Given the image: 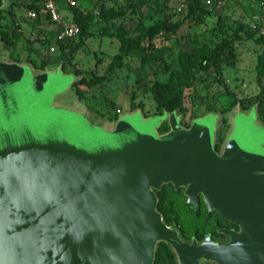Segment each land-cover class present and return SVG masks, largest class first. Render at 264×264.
Returning a JSON list of instances; mask_svg holds the SVG:
<instances>
[{"label":"water","instance_id":"obj_1","mask_svg":"<svg viewBox=\"0 0 264 264\" xmlns=\"http://www.w3.org/2000/svg\"><path fill=\"white\" fill-rule=\"evenodd\" d=\"M81 77L0 58V264H154L160 242L176 264H264V131L237 114L217 151L211 115L90 124L54 104ZM164 184L239 232L185 242L157 210Z\"/></svg>","mask_w":264,"mask_h":264},{"label":"rangeland","instance_id":"obj_2","mask_svg":"<svg viewBox=\"0 0 264 264\" xmlns=\"http://www.w3.org/2000/svg\"><path fill=\"white\" fill-rule=\"evenodd\" d=\"M18 1L3 0L5 13L1 25L8 30L19 25L23 41L14 52L3 44L0 58L32 62L36 67L44 63L46 69L59 67L62 59L66 62L65 74L80 71L94 81L92 85L70 86L54 99V104L89 115L90 124L111 127L121 115L134 112L145 117L159 115L152 87L155 82L170 80L168 65L179 73L173 78L174 91L169 103L179 112L167 114L175 113L184 128L200 117L211 115L216 123L214 139L219 150L237 114L248 116L264 131V43L257 33L262 22L259 5L264 0H213L211 4L205 0H192L190 4L186 0H76L78 7L95 17V24L83 45L63 55L57 49L50 53L41 44L44 31H56V26L46 20L43 25L37 24ZM11 2L14 6L7 10ZM101 7L125 13L102 22L98 15ZM63 14L69 15V11ZM156 25L164 29L154 31L152 39L142 43L149 46L143 60L127 56L121 68L108 69L120 47L116 37L118 27L127 36L138 37L142 28ZM224 40L231 41L233 51L224 49L219 73L213 67L202 69L199 64L184 61L189 54L193 57L213 51L220 54L218 46ZM76 45L77 42L73 46ZM163 125L168 127L166 132L159 131ZM161 127L158 133H167L168 120ZM163 186L160 212L168 225L179 227L186 237L209 235L218 226L227 225L216 213L206 212L202 201L196 207L189 204L183 189ZM166 260L159 249L156 264H166Z\"/></svg>","mask_w":264,"mask_h":264},{"label":"trees","instance_id":"obj_3","mask_svg":"<svg viewBox=\"0 0 264 264\" xmlns=\"http://www.w3.org/2000/svg\"><path fill=\"white\" fill-rule=\"evenodd\" d=\"M191 1L192 0H186L188 4H190ZM13 6H14L13 3H10L7 10H11ZM25 7L27 8L28 11L35 10L38 13L37 18L33 19V21H36L37 24H40L41 16L39 13L41 9L39 5H37L36 2L31 1L27 5H25ZM68 11L70 13L71 19L75 23H77L78 26L80 27V33L78 34V36L74 39H68L64 42H57V43H53V40L51 37H46V38L44 37L43 40H41V44L45 48H47V50L50 48L51 45H54L55 48L58 51H60L61 55H63L66 51H68L69 53L74 52L77 50V48L83 45L85 38L90 34L91 26L95 24L94 22L95 17L91 15L90 13H86L80 7H70ZM4 13H5V9L0 11V40L2 44H5L6 46L10 47L12 51L14 52L18 44L23 41V36L19 32L20 30L19 25H17L12 30H8V28H5L1 25V19ZM124 13H125L124 11H115L114 9H106L104 7H101L98 15L102 22H107L109 19H117L118 17L124 15ZM260 28H261V25L257 27V31H258L257 33L261 41L264 43V38L259 34ZM160 29L163 30L164 27L156 25L155 27H150L147 29L142 28L140 31V35L138 37H129L127 36V34L124 32V30L121 27H118L116 37L120 41V47L118 49L117 54L113 57V60L111 64L109 65L108 69L110 71H113L115 68H121L123 66V63H122L123 59L127 56L135 55V56L141 57V59L143 60L148 54L149 46L146 47L142 43L146 39L151 40L153 37L154 31L157 32ZM166 30L172 31V29H166ZM75 42H77V45L73 46ZM218 48H219L220 54H217L215 51H213L209 55L203 54L197 57H193L191 54H189V55H185L184 61H186L187 63L199 64L200 68L202 69H208L210 67H213L215 69V72L219 73L220 65L222 62L221 54L224 52L225 48H229L230 52L233 51V48H232L231 41H227V40H224L222 45H219ZM12 53H10L11 57L13 55ZM11 60L20 62V60L18 59L11 58ZM60 62H61L63 71L66 73L65 71L66 62L63 61L62 59L60 60ZM259 62L261 64L262 57L259 58ZM29 64H31L35 69H39V70H44L47 67L44 63H42L40 67H36L35 64L32 62H29ZM166 68L168 71H171L170 80L166 83L155 82L154 86L152 87L153 97H154V101L157 104L158 114H162L163 112H173V111L179 112L176 107L169 104L173 91H174L173 78L174 76H177L179 73L178 71L171 70V67L168 65H166ZM74 74L80 75L82 77L80 80L76 81L72 85L73 87H78L79 85H92L95 83L94 81L87 79V77L80 71H75ZM99 80L100 79H97V81ZM167 130H168V127L163 125L159 131L166 132ZM163 189L164 187L156 191V194L158 196L157 209L159 211H160L159 209L160 197H161ZM159 246L157 247V252L159 249H162L163 253L165 254L167 258L166 264H175L174 256L169 250V248L163 243H161ZM154 264H156V260Z\"/></svg>","mask_w":264,"mask_h":264},{"label":"built area","instance_id":"obj_4","mask_svg":"<svg viewBox=\"0 0 264 264\" xmlns=\"http://www.w3.org/2000/svg\"><path fill=\"white\" fill-rule=\"evenodd\" d=\"M39 5L41 11L40 16L45 20L56 26V31L51 37L53 43L64 42L68 39H74L80 33V27L75 23L69 15H64L63 12H67L70 7H78L76 0H30ZM207 4H211L213 0H205ZM183 7L179 8L182 11ZM260 12L262 14V22L259 34L264 38V2L259 5ZM38 13L35 10L28 11V17L30 19L37 18ZM68 16V17H67ZM56 50L54 45H51L48 51L54 53Z\"/></svg>","mask_w":264,"mask_h":264},{"label":"flooded vegetation","instance_id":"obj_5","mask_svg":"<svg viewBox=\"0 0 264 264\" xmlns=\"http://www.w3.org/2000/svg\"><path fill=\"white\" fill-rule=\"evenodd\" d=\"M216 149H217V151H219V148H218L217 144H216ZM166 185H168V186L174 188L171 184H166ZM163 187H164V186H163ZM163 187H162V188H163ZM162 188H161V189H162ZM174 189H176V188H174ZM178 189H183V193H184V191H185V188H178ZM155 192H156V191H155ZM184 195H185V194H184ZM185 197H186V200H187V196H186V195H185ZM201 201H202L203 204L205 205L204 200H203V197H202L201 195L198 196V202H197V204L189 203L188 200H187V202H188L189 204H191L193 207H196L197 205H199V204L201 203ZM157 207H158V206H157ZM205 209H206V212H209V213H216L217 216H218L223 222H225L227 225H226V226H223V227H219V226H218V227L213 231L212 234L204 235V236H195V235H193V236H191V237H186V236L183 234V232L181 231V229H180L179 227L168 225L167 222L164 220V218H163L161 212H160L158 209H157V210H158V212L161 214V216H162L164 222H165L170 228H172V227H176L177 230H178V232H179V234H180V236L182 237V239H183L185 242L189 243V244H190L192 241H197L198 243H200V242H202L203 240H206V239H208V240L211 241V242L218 243V244H224V243H226V242L229 240V237L226 235V232H228V231L239 232V227H238V225H236V224H234V223H232V222H230V221L224 219L223 217H221V216H220L217 212H215V211H209V210L207 209L206 205H205ZM161 243H163V242L158 243L157 247H158ZM163 244H165V243H163ZM165 245L169 248V250H170L171 253L173 254V256H174V260H175V264H176V258H175V255H174L173 251L171 250V248H170L167 244H165ZM157 247H156V253H155V260H156V255H157ZM154 263H155V261H154Z\"/></svg>","mask_w":264,"mask_h":264},{"label":"crops","instance_id":"obj_6","mask_svg":"<svg viewBox=\"0 0 264 264\" xmlns=\"http://www.w3.org/2000/svg\"><path fill=\"white\" fill-rule=\"evenodd\" d=\"M18 2L21 3V4L27 5L30 2V0H19ZM40 19L41 20H40V24L39 25H43V24H45L47 22V21L45 22V19H44L43 16ZM54 33H55V30L51 31V32L50 31L48 32V30H45L44 31L45 38L46 37H52L54 35Z\"/></svg>","mask_w":264,"mask_h":264}]
</instances>
